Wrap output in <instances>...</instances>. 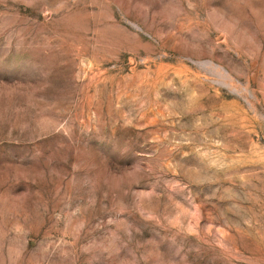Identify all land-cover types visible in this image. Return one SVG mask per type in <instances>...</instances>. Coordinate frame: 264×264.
Listing matches in <instances>:
<instances>
[{"label": "rangeland", "instance_id": "obj_1", "mask_svg": "<svg viewBox=\"0 0 264 264\" xmlns=\"http://www.w3.org/2000/svg\"><path fill=\"white\" fill-rule=\"evenodd\" d=\"M0 264H264V0H0Z\"/></svg>", "mask_w": 264, "mask_h": 264}]
</instances>
